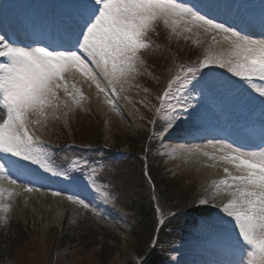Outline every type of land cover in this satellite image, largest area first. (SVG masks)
<instances>
[{"label": "snow or ice", "instance_id": "snow-or-ice-1", "mask_svg": "<svg viewBox=\"0 0 264 264\" xmlns=\"http://www.w3.org/2000/svg\"><path fill=\"white\" fill-rule=\"evenodd\" d=\"M158 25L168 28L174 36L181 34V29H202L215 33L213 40L221 36L227 45L223 50H209L195 66H181L160 99H176L179 103L173 85H177V92L187 91L193 81H204L208 73L203 70L212 67L226 69L250 87L255 81L264 82V38H253L217 22L197 5L180 0H79L75 14L65 22L63 34L53 42L54 46H35L38 41L24 43L0 34V113L5 117L0 121V181L23 187L29 193L40 190L31 165L67 178L66 171H57L50 165L30 126L42 124L50 112L55 115L63 110L67 116L72 105L82 107L83 101L89 100L76 83H69L68 76H79L89 87L94 85L96 98L103 97L102 102L119 114L117 101L121 94L142 75H151L145 54L153 47L149 34L156 32ZM254 91L264 98V87ZM171 111L173 115L163 128L174 127L173 121L181 116L180 110ZM186 151L231 166L233 170L223 169L225 179L213 182V198L221 194L229 197L220 211L226 229H235L234 246L240 259L234 264H245L246 259L248 264H264V144L258 150H249L217 142ZM5 195L11 198L15 193L0 187V213L11 211ZM103 195L107 198L106 193ZM68 199L85 209L90 207L74 194L69 193ZM198 204L209 205V199L201 198Z\"/></svg>", "mask_w": 264, "mask_h": 264}, {"label": "rangeland", "instance_id": "rangeland-1", "mask_svg": "<svg viewBox=\"0 0 264 264\" xmlns=\"http://www.w3.org/2000/svg\"><path fill=\"white\" fill-rule=\"evenodd\" d=\"M3 1L5 0H0V2ZM58 1L64 3L72 2V0ZM74 1L79 2V0ZM236 1L240 2V0H233V2ZM52 2L51 0H15V5L7 11L8 15L0 13V20L8 26L10 23L13 24L14 20L18 21L19 18L26 16L27 8L29 10L31 7L33 9L41 8L45 10L47 9V4L53 6L54 3ZM31 3L33 6H31ZM9 14H14L13 18L10 16L8 19ZM19 24L22 30L23 25L20 21ZM164 30L170 37H179L192 42L195 52L197 54L200 52L201 59L204 58L209 50H223L225 48L216 47L217 39H220L221 44H223L221 36L217 35L216 40H213L215 33L205 32L202 29L193 28L192 32H183L181 29V34L175 36L165 26ZM146 67L151 72V75L144 74L139 77L134 82V86L123 92L118 99L119 114L112 111L102 102L103 97H101L100 101L104 110H95L91 94L86 88H83L81 78L77 76L73 79V77L68 76L69 83H76L77 87L89 97V100L83 101L82 107L72 105V110L68 111L67 118L63 115V110L57 112L55 115H52L50 112L49 118L43 121L42 124H33L31 126L38 137V141L41 142V145L45 149L47 157L49 156L51 145L57 141L68 140L76 142L78 139H84L83 143L85 144L83 145H87L89 144L86 142L87 138L96 139L99 136L104 137L105 145L108 148L118 150L117 156L120 159L122 158V162H124L127 160L124 157L127 158L129 152L136 154V150L139 153L143 150L142 141L144 136L140 137V135L149 137V139L147 138L148 145L151 146V144L156 143L158 153L152 152L153 156H156L159 160L162 159L170 177L175 181H182L180 185L184 187L183 191L189 190L192 193L195 192L194 197L197 196V203L194 205L197 209L201 211L206 209V211H210L212 214L211 220L202 221L199 224L200 237L190 238L189 241L178 245L176 250L171 252L167 260V264H187L186 262L189 261L187 259H193V255L181 249V245L207 237L209 235L207 223L217 221L223 217L220 209L228 201L229 197L221 194L213 198L214 195L212 194L215 193L214 184L210 181L208 185H202L201 183L206 178L203 170H199L198 160L204 157L198 154L189 155L186 149L197 146L203 147L210 143L222 141L221 139L196 142L181 141L180 139L185 136L187 131L194 128L198 122H202V118L193 122L188 116V112L184 110V106H192V103L197 99L199 100V104L207 106L208 99L206 100L204 97L205 93L211 99L217 98L221 100V98H225L227 102L232 103L233 112H237V121L240 122V119L246 120L243 121L242 126H245V128L246 126L250 127L249 116L243 106L245 104L237 98V91L240 89L244 90L248 93L243 94V96L253 94L255 99L263 100L264 98L260 97L254 91V88L264 87V85H258L254 82V85L250 87L244 81L232 76L226 69L212 67L203 70L208 73L204 81L199 83L193 81L188 86L187 91L182 93L177 92V85H173L172 91L176 92L179 99V103H177L176 99L170 101L160 99L148 87V82H156L157 77L153 74L150 64H146ZM91 89L96 94L94 85L91 86ZM61 96H63V93H61ZM255 102L251 104H255ZM69 103L71 104V101ZM172 108L180 110V118L173 121L174 127L163 128V131H159L156 123L157 116L162 117L164 125H166V122L173 115ZM81 114H85V116L82 117L80 116ZM4 118L3 113H0V121ZM33 119L36 118L33 117ZM161 126L163 127V124ZM238 135L245 143L256 144L258 142V139H254L247 134L243 127H241V133L238 131ZM132 139H135V142L139 146L134 151L129 147L128 143V140ZM92 149L96 153L101 151L95 150V148ZM206 150L212 151L211 148ZM143 158L146 159L145 156ZM217 161H213L210 165ZM31 170V174L39 178L36 184L40 190H34L29 193L23 187L12 185L17 189L9 191H13L15 195L11 198L5 195L4 198L5 203L10 205L11 211L0 213V238L14 240L13 245L22 246H20L21 249L14 253L13 256L1 261L0 264H102L104 259L102 252L106 253V246L115 250V252L110 256V259L107 258L108 260L105 264H127L131 260L135 264L140 262L135 257L137 244L134 237L136 233V228L134 227L135 218L132 213H128L114 203L117 194H115V188L112 187V179L117 175L121 176L117 179L116 184L121 191L123 201L134 195L136 193L135 190L139 189L135 181L136 174H131L136 170L135 166H131L128 162L117 168L113 176L107 178L108 181L105 184L96 182V189L101 191V196L96 191H93L95 189L76 188L71 190L66 186L61 187L62 191L57 189L61 192V195H53L54 192L50 190V187L60 185L50 178L48 173L40 169L39 165H31ZM118 170L120 171L116 174ZM92 178L91 176L88 180H92ZM69 193L84 199L86 203L90 204V207L85 209L82 205L70 201L68 199ZM104 193L107 194V198L103 195ZM201 198H208L209 205L200 206L198 201ZM154 199L156 200V197ZM156 207L161 217H163L161 213H167L165 211L166 206L157 205ZM159 207L165 209L161 212ZM56 209L61 210L63 218H55ZM97 211L100 213L99 215H97ZM161 217L159 220L165 221ZM20 231L22 236L19 235ZM62 234H67L66 237L70 235L75 241L62 246L63 244H59ZM190 235H194V231ZM156 240L153 242V245L156 244Z\"/></svg>", "mask_w": 264, "mask_h": 264}, {"label": "trees", "instance_id": "trees-1", "mask_svg": "<svg viewBox=\"0 0 264 264\" xmlns=\"http://www.w3.org/2000/svg\"><path fill=\"white\" fill-rule=\"evenodd\" d=\"M149 41L153 47L147 50L145 61L151 65L157 81L148 82V87L160 98L167 89L168 82L177 73L178 69L181 66H195L201 60V54H199L200 52L198 54L195 52L194 45L187 39L168 36L163 25H159L156 32L149 34ZM156 123L159 127L158 130L161 131L163 121L159 120L157 122L156 120ZM142 136H144L142 141L143 150L140 153L136 150V154L129 152L128 157L124 158L127 159L124 162H122L123 160L114 161V154L108 150L100 151L104 152L103 155L105 156V168L100 182L105 184L108 181L107 178L113 176L114 171L121 165L129 162L131 166H135L136 170L131 174H136L135 181L139 189L135 190L136 193L134 195L128 197L129 200L125 199L123 201L121 191L116 184L117 179L121 176L117 175L112 179V187L115 188V194H117L114 203L128 213H132L135 218L136 259L140 262L147 261V264H166L167 254L172 249V246L184 240L190 234L191 229L198 225L201 218H209L211 214L210 211L208 212L205 209L201 211L196 208L194 205L197 203V196L194 197L195 192L183 191L184 187L180 185L182 181L178 182L170 177L162 159L159 160L156 156H153L152 152L158 153L157 144L148 145L147 140L149 137L140 135V137ZM132 140H128V143L129 147L134 151L139 146L135 139ZM83 141L84 139H78L76 142L85 144ZM86 142L93 147H99L106 143L104 137L99 136L96 139L89 137ZM144 156L146 159L143 158ZM65 164L66 160L61 159L58 166L60 169L65 168ZM154 197H156V200ZM157 205L166 206V209L159 207L161 212L163 209L167 212L161 213L163 217L158 214ZM160 217L165 219L161 226ZM19 235L22 236L21 231ZM66 235L62 234L60 237L59 244H63L62 246L75 241L70 235L67 237ZM155 240L156 244L153 245ZM13 244L14 240L0 238V262L13 256L14 253L21 249L20 246L22 245ZM105 248L107 250L106 253L102 252L104 258L102 264H105L108 260L107 258L110 259V256L115 252L108 246ZM127 264L135 263L131 260Z\"/></svg>", "mask_w": 264, "mask_h": 264}, {"label": "bare ground", "instance_id": "bare-ground-1", "mask_svg": "<svg viewBox=\"0 0 264 264\" xmlns=\"http://www.w3.org/2000/svg\"><path fill=\"white\" fill-rule=\"evenodd\" d=\"M199 2H202L213 12L210 14H213L212 16L215 18L217 17L216 20L237 29H240V26L244 25L250 33L255 35L259 33V31L255 30L254 27L258 24L264 14V3L262 1L244 0V9L242 6L236 9L232 0H199ZM255 2L258 3V5ZM56 3H58L56 4L58 6H55L54 8L49 7L45 10L41 8L33 9V7L29 10L27 8L26 16L19 18L18 15H16L19 20H14V23H10L8 26H6L5 22L0 20V34H7L8 37L17 35L24 43H32V41H48L51 45H53V42L63 34L65 22L69 19V17L75 14L76 5L79 2L72 0V2H66L64 4L58 1H56ZM60 3L61 5L59 6ZM14 5L15 0H5L0 2V13L8 15L7 11L12 9V6ZM48 5L50 6V4ZM31 6H33L32 3ZM32 9L33 11L30 12ZM10 16L13 18L14 14H9L8 19ZM19 21L22 25H24V30L22 31L20 29L21 27ZM217 40L220 41V39ZM216 47L226 48L227 45L224 43H216ZM82 86L90 92L94 109L103 111L102 102L96 98V94L91 87H89V85L85 82L82 83ZM249 98L252 99V101H259L256 102L257 107L253 106L249 110L251 112V118L256 125L254 132L259 136L258 139L261 144L264 142V103H262V100L255 99L254 95ZM250 99L248 100L243 98V101L248 100V103H252ZM192 104V107L189 105L187 106L186 111L188 112L189 110L188 116L191 120H193L191 116L203 117V123H201L200 126L196 125L194 128H191V131L188 134L189 137H184L182 139H188L191 141L196 139L195 141H201L218 138V135L220 134V124L214 121V118L210 115L208 108L205 105L203 106L199 104L198 99ZM228 104L231 105L232 103ZM224 106L227 105L225 104ZM221 109L224 110L223 125H232V118L227 115L229 108L222 107ZM67 116L65 117L67 118ZM30 127L32 128V126ZM198 161L199 170H203L206 178V180H202V185H208L209 181L213 183L214 181L218 182L225 179L226 174L223 171L225 167L233 170L230 165H226L219 160L212 165L210 164L213 161L209 160L207 157L199 159ZM0 187L8 190L15 189V187L8 184L7 181H0ZM55 214L56 219L63 218L61 210L56 209ZM207 232L209 233L207 237L193 243H186L180 248L192 255L198 256V259L202 260L199 264H234V262L240 259V253L234 246L235 229H226L225 220L223 218H219L217 221L208 222ZM245 264H248L247 259Z\"/></svg>", "mask_w": 264, "mask_h": 264}]
</instances>
